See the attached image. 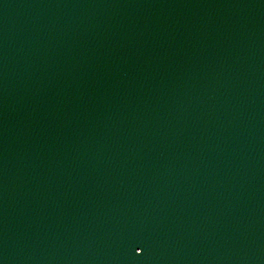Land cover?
Masks as SVG:
<instances>
[{
    "label": "water",
    "instance_id": "1",
    "mask_svg": "<svg viewBox=\"0 0 264 264\" xmlns=\"http://www.w3.org/2000/svg\"><path fill=\"white\" fill-rule=\"evenodd\" d=\"M0 264H264V0H0Z\"/></svg>",
    "mask_w": 264,
    "mask_h": 264
}]
</instances>
